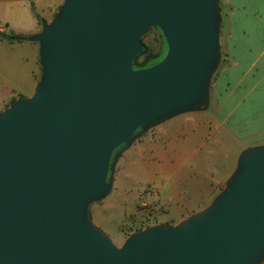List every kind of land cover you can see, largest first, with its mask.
<instances>
[{"label": "water", "instance_id": "obj_1", "mask_svg": "<svg viewBox=\"0 0 264 264\" xmlns=\"http://www.w3.org/2000/svg\"><path fill=\"white\" fill-rule=\"evenodd\" d=\"M220 23L217 0H63L29 38L39 45L34 93L0 111V264L264 262V145L240 152L207 208L120 247L87 212L140 136L208 107ZM152 28L166 54L134 69Z\"/></svg>", "mask_w": 264, "mask_h": 264}, {"label": "crops", "instance_id": "obj_2", "mask_svg": "<svg viewBox=\"0 0 264 264\" xmlns=\"http://www.w3.org/2000/svg\"><path fill=\"white\" fill-rule=\"evenodd\" d=\"M36 1L0 0V25L5 28L0 35V111L17 98L32 96L39 80L36 77L40 66L38 43L30 39L16 42L3 38L8 35L38 34L39 27L43 23H50L63 3V0H49L53 2V6L48 5L44 9H48L50 15L43 17L34 11ZM218 1L221 15V61L211 81L209 105L205 110L199 111L210 112L215 117V122H206L205 118L198 127V135L196 134L205 145L207 157L216 156L214 151L225 146L223 143L226 140L228 147L231 141L250 142L253 139L256 141L246 148L264 145V0ZM26 5L28 12L25 11ZM37 16L42 20L41 25ZM51 16V21L47 22ZM236 128L244 131V137H238L234 131ZM183 143L182 147L177 145L181 149H173L172 155L167 157L160 168L166 177L176 182L187 176L182 170L186 162L193 161L199 166L203 163L202 158L198 157L200 149L191 151L188 142ZM211 147H214L212 151ZM240 152L238 151L235 161ZM220 154H223L222 151ZM214 169L216 172V168ZM206 186L195 185L188 192L161 190L160 193L164 195L168 211L174 214L197 213L207 208L216 197L207 196ZM182 213L174 221L172 219L169 223L162 224L177 225L192 215L184 217Z\"/></svg>", "mask_w": 264, "mask_h": 264}, {"label": "rangeland", "instance_id": "obj_3", "mask_svg": "<svg viewBox=\"0 0 264 264\" xmlns=\"http://www.w3.org/2000/svg\"><path fill=\"white\" fill-rule=\"evenodd\" d=\"M52 3L49 0H37L34 11L40 16H49L48 9L44 8L48 5L53 6ZM25 11L28 12L27 5ZM40 16H37V19L41 25ZM52 17H49L47 22L51 21ZM40 30L41 26L38 32ZM5 37L3 36L4 39ZM142 41L151 50V53L149 56L148 54L144 56L145 59L138 58L137 64L143 60L144 62L139 63L140 66H136L135 62L134 69L147 68L146 64L149 61L159 60L161 41L159 33L150 30ZM40 75L41 68L39 66L36 74L37 79ZM204 120L213 124L215 117L210 112H195L164 121L157 125L159 127H153L143 136H140L117 160L111 174L113 186L109 195L105 199L91 204L87 210L89 219H92V222L110 238L114 245L122 246L125 239L137 230L169 223L168 221L172 219L174 221L178 215L180 216L182 212L174 214V212L168 211L163 198L164 195L160 193L161 190L188 192L193 190L195 185H207V196L213 198L224 189L228 177L235 168L238 151L244 150L256 139L250 142L246 140L231 141L229 147L226 145L228 143L226 140V143H223L225 146L214 151L216 156L207 157L204 143L199 137H196L198 127ZM234 131L238 137L242 138L245 135L241 128H236ZM183 141L188 142L187 145L191 151L196 152L200 149L198 157L202 158L203 163L200 167L193 161L186 162L185 168L182 170L186 172L187 176L176 182L166 177L160 168L164 165L163 162H166L167 157L172 155L173 149H181L184 144ZM213 149L214 147L210 148L211 151ZM221 151L222 155L220 154ZM177 153L175 152V154ZM214 168H216V172ZM194 213L196 212L182 214L184 217H188Z\"/></svg>", "mask_w": 264, "mask_h": 264}, {"label": "trees", "instance_id": "obj_4", "mask_svg": "<svg viewBox=\"0 0 264 264\" xmlns=\"http://www.w3.org/2000/svg\"><path fill=\"white\" fill-rule=\"evenodd\" d=\"M218 1V0H217ZM31 36H25V35H8V36H6L5 37V39L6 40H8V41H16V42H21V41H25V40H27V39H29ZM143 38H144V36L142 37V40H143ZM143 42V41H142ZM148 48V47H147ZM151 50L149 49V52H150ZM158 61V60H157ZM157 61H153V60H151V61H149L147 64H146V66L147 67H151V66H153L154 64H155V62H157ZM144 62V60L142 61V62H139L140 64L141 63H143ZM138 63V64H139ZM115 152H117V151H115Z\"/></svg>", "mask_w": 264, "mask_h": 264}, {"label": "flooded vegetation", "instance_id": "obj_5", "mask_svg": "<svg viewBox=\"0 0 264 264\" xmlns=\"http://www.w3.org/2000/svg\"><path fill=\"white\" fill-rule=\"evenodd\" d=\"M151 30H153L155 32H158L159 33V36H160V31L157 28H152ZM150 53H151V51L148 53V56H149ZM159 54H160V56L158 57L159 60L157 62H155L154 65H156L157 63H159L163 59V57L165 56V54H166V45L165 44H162V41H160V45H159ZM144 56L140 57V59H145Z\"/></svg>", "mask_w": 264, "mask_h": 264}, {"label": "built area", "instance_id": "obj_6", "mask_svg": "<svg viewBox=\"0 0 264 264\" xmlns=\"http://www.w3.org/2000/svg\"><path fill=\"white\" fill-rule=\"evenodd\" d=\"M4 26L3 25H0V35L4 33Z\"/></svg>", "mask_w": 264, "mask_h": 264}]
</instances>
